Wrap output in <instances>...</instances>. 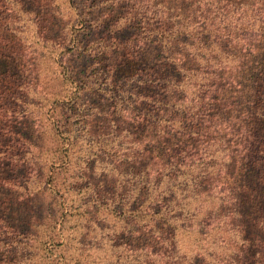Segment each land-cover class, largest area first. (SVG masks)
I'll return each instance as SVG.
<instances>
[{
    "label": "trees",
    "instance_id": "1",
    "mask_svg": "<svg viewBox=\"0 0 264 264\" xmlns=\"http://www.w3.org/2000/svg\"><path fill=\"white\" fill-rule=\"evenodd\" d=\"M76 1L0 0V264H264V0Z\"/></svg>",
    "mask_w": 264,
    "mask_h": 264
},
{
    "label": "rangeland",
    "instance_id": "2",
    "mask_svg": "<svg viewBox=\"0 0 264 264\" xmlns=\"http://www.w3.org/2000/svg\"><path fill=\"white\" fill-rule=\"evenodd\" d=\"M78 1V0H77ZM75 3V7L79 6V4ZM68 0H58L59 5L61 8H66ZM176 5V4H173ZM185 6V4H183ZM102 8V15L109 14L108 18L109 19H116L122 12L125 10L122 9H107L106 6L100 7ZM106 8V9H105ZM69 13L71 14V19H68L67 17H58L56 19L57 21V30L56 32H53L54 35L60 34L61 37H64L65 34H67V37L70 36V33H75L78 31V29L81 27L80 24H76V14L75 12L73 13L72 10L69 8ZM31 29V28H30ZM61 29V31H60ZM60 31V32H59ZM40 66L44 71L50 72L47 76L53 75V70L52 65L50 64L48 59H44L43 61L40 62ZM30 97L36 98V97H41L39 94H33V92H29ZM83 148H82V154L83 156H88L87 153L84 151L86 147V143L83 142ZM92 157H89V160H91ZM109 168V164H100L99 166L96 167V171H94V174L92 175L95 177L96 181L100 180H113L116 178L115 175L112 177L106 176L107 170ZM109 188V187H108ZM67 211V210H66ZM77 218H73L71 223L72 225L74 224V221ZM82 218H80L79 222L81 223ZM116 220L112 219L111 217H106L105 220L101 221L100 219L94 217H91V221L89 222L87 226V231H85L82 236H80V233L84 231L83 227L76 226L75 229L68 231L66 233L70 235L68 239H71L72 237H77V241L80 240L83 242V246L85 247L86 252L82 254V256H77L78 259H80V264H125L126 259L125 258H120V260H117L116 255L118 252L121 251L122 248H115L112 246L114 243L111 241L113 239L116 243H119L122 240V235L118 236L119 230L121 228V223H115ZM115 223V227H108L107 225H112ZM69 225V224H67ZM117 231V232H114ZM187 237H184L183 239H186ZM70 242L69 240H65ZM56 243V242H55ZM73 244H76V242H73ZM37 247L42 248V244H37ZM79 253V252H78ZM77 253V254H78ZM32 264H56L55 262H52L51 260H40V259H34L32 260Z\"/></svg>",
    "mask_w": 264,
    "mask_h": 264
}]
</instances>
